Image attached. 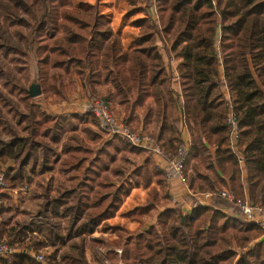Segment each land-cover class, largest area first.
<instances>
[{
	"label": "trees",
	"instance_id": "trees-1",
	"mask_svg": "<svg viewBox=\"0 0 264 264\" xmlns=\"http://www.w3.org/2000/svg\"><path fill=\"white\" fill-rule=\"evenodd\" d=\"M117 1L144 13L134 21L139 31L131 50L124 49L96 3L0 0V57H8L20 73L32 67L44 100L64 99L77 81L91 99L98 98V85L108 82L125 112L151 99L161 128L158 136H149L166 157L181 143L174 117L179 107L191 139L185 168L190 165L195 175L185 172L189 188H227L239 198L246 191L252 203L264 206V0ZM152 6L156 20L147 10ZM160 49L168 60L178 61L180 96L170 87L172 73ZM1 76L4 85L12 83L25 92V102L20 110L0 91L16 114L13 125L0 109V134L7 137H0V172L5 173L0 241L24 251L54 248L46 264H88L84 234L99 225L106 228L130 190L142 187L145 201L125 214L138 228L112 243L122 248L123 264H264L262 230L244 222L225 201L199 206L190 216L179 208L159 211L170 195L164 175L143 157L144 150L105 137L89 110L63 115L41 111L14 73L0 70ZM223 88L238 118L243 178L229 145ZM99 99L108 105L105 97ZM124 123L130 127L127 118ZM9 160L14 166L2 168ZM122 168L128 172L126 181ZM53 170L55 177L38 183L37 208L20 211L7 191L23 186L29 171L42 176ZM18 213L56 222L21 223ZM109 258L117 263L114 253ZM0 264L39 263L19 254L0 259Z\"/></svg>",
	"mask_w": 264,
	"mask_h": 264
},
{
	"label": "crops",
	"instance_id": "crops-1",
	"mask_svg": "<svg viewBox=\"0 0 264 264\" xmlns=\"http://www.w3.org/2000/svg\"><path fill=\"white\" fill-rule=\"evenodd\" d=\"M80 2H89L92 4L96 3L100 11V14L104 15L107 18L115 35L119 37L124 49L131 50L133 48L134 41L138 38V31H139L138 28L134 25V21L144 17V13L142 11H140L139 9H131L124 3L118 2L117 0H74V3L76 4ZM147 10L150 13V15L153 17L154 12H155L153 7H150ZM115 12L119 14L120 16H115L113 14ZM124 13L125 14L127 13L125 17L129 18V20H125V18H120L121 14H124ZM157 43L159 46H161V43H159V41ZM160 52L163 55L164 62L167 63L168 70L172 73L170 87L172 91L174 92V94L176 95V97L180 96L179 80L176 74V67H177L178 61H176L173 58H170L168 60V56L165 53V50L160 49ZM30 68L32 69V67ZM2 86L5 87L4 89L7 88L8 97L12 101H14L16 98L12 94H10V92L12 89L15 88V86H12V84H6V85L2 84ZM97 90H98V94H97L98 98L105 97L107 99L112 116L115 119L124 121V119L127 118L130 124V127L133 128L134 130L143 132L153 137L159 135L160 128H161V121H160L161 119L158 121V123L154 119V113H153L154 104L151 102L152 101L151 99H147L146 101H144L142 105L135 107L133 111L125 112L123 106L117 103L116 98L113 95V92H111L110 90V84L108 82L101 83L100 85H98ZM20 92H21L20 95L24 96L23 91L20 90ZM223 95L226 96L225 89H223ZM67 96H68L67 101H64L65 99L62 100V102L63 101L64 102L63 103L61 102L62 103L61 105L51 104L54 100L52 99L44 100L40 96H39L40 98L39 97L37 98L36 103L38 104V108L45 113H50L52 115H63V114H76V113L85 111L84 107H86L89 101L91 100V98H88V96L82 91V87L78 81L74 85V89H72V91L67 92L66 97ZM31 101H32V98H31ZM23 102H25V98ZM0 109L4 112V114L8 117L10 122L14 125L16 121V114H15L14 107L5 103V101L2 98H0ZM20 109L23 110L24 108H20ZM149 111L151 112V114L148 116L147 112ZM174 115H175L174 116L175 119L177 120L180 141L184 143L190 142L191 140L190 135H189L187 128L184 125L183 118H181V111L179 107H178V110L174 112ZM0 137L3 139H7L4 133L0 134ZM210 150H211V153H213L215 149L211 148ZM143 157H149L151 164L156 165L159 169L163 167L165 164L162 158L158 157L157 155L147 153L146 151L143 154ZM13 166H14V162L12 160H9L6 165L2 166V168H6V167L12 168ZM242 167H243V172H242V169L240 170H241V175L243 178V176H245L244 165ZM190 168H191L190 165L187 166L185 168V172L187 174L192 173L193 175H195L194 171L191 170ZM125 173L126 174L123 177L122 181H126L128 178V172H125ZM49 175H52L55 177L57 175V172L53 170L50 174L46 173L42 176L35 173V175H32V176H37V177H34L33 182L38 185V183L42 180V177H47ZM30 182H27V183H30ZM27 183H24V184L28 186V189H27L28 191L33 183H30L31 185H28ZM114 183L118 184V181H116L115 179ZM186 187H187L186 185H182L177 181H172V182L166 181V190L168 194L170 196L173 195L177 199V202H180L179 204H181L182 202L187 203L191 200L190 197L188 196V191L190 190L189 186L187 188ZM27 191H22L20 188L11 189L7 191V195L11 198V201L13 204L18 205L19 207L20 206L24 207L22 206V203L25 202L24 198H26V194L28 193ZM35 192H39V191H35ZM146 196H147L146 190L143 189L142 187L132 188L130 192L128 193V195L123 198L122 204L120 208L117 210V212L115 213V215L106 221L105 223L107 225L106 228L104 227V225H99L95 227L93 231L84 234V238L86 241L85 257H86L88 264H96L95 260L91 256V249L95 245H108V246L113 247L112 243H114L117 240V236L119 234L127 235L135 231L138 228V222L130 220L128 217L125 216V214L128 213L130 210L140 206L145 201ZM244 196H246V191H245ZM38 201L39 200L37 196V202ZM37 202H36V205L34 206V209L37 208ZM214 203H215L214 201H211L210 204L212 205ZM171 208H179V207L173 204L172 202H169L165 207L160 208L159 211H162L164 209H171ZM27 216H25L23 219H25ZM57 221L60 223V225L64 224V220H62L61 218H58ZM23 222L27 223L26 220H23ZM54 222H56V220H54ZM154 222L155 220L153 219L150 223L144 225L142 229H145L151 226ZM94 232H97L95 233L94 236L97 238L96 241L100 240V243L96 241L95 242L87 241L86 236ZM101 233H102V236H101ZM33 235H38V233H33ZM113 248H117V247H113ZM18 249H21V248H18ZM40 250H42L45 257H47L54 251V248L45 247ZM33 252H35L34 249L29 248L26 251L22 250V253L20 254H25L32 258ZM15 255H19V254H15ZM59 255H60V251L57 253V258H59ZM117 262H118V258H117Z\"/></svg>",
	"mask_w": 264,
	"mask_h": 264
},
{
	"label": "built area",
	"instance_id": "built-area-1",
	"mask_svg": "<svg viewBox=\"0 0 264 264\" xmlns=\"http://www.w3.org/2000/svg\"><path fill=\"white\" fill-rule=\"evenodd\" d=\"M154 11L155 8L152 6ZM153 18L156 20V11ZM177 74V72H176ZM226 106L229 108L225 117V125L228 130L229 145L233 153L236 155L239 163V168L243 172V160L241 153L237 150L238 143V118L231 109L230 96L226 88ZM84 110H89L97 120V129L104 133L105 137L111 138L113 136L130 143L132 146L144 150L147 153L157 155L164 160V166L160 168L167 182L177 181L182 185H188L185 181V162L189 154L190 142H181L171 157H166L154 139L143 132L134 130L127 126L123 120L115 119L112 116L110 107L99 98H93L89 101ZM184 122V121H183ZM5 173L4 170L0 172V196L4 193L5 189ZM168 186V184H167ZM186 187V188H187ZM22 191H27L28 186L24 184L20 187ZM190 189V188H189ZM190 197L189 202H177V199L171 195L170 202L179 207L182 215L190 216L193 210L199 206H210L211 201L223 200L229 206L230 210L237 211L241 215L244 222L258 226L264 233V206L252 203L246 196L243 198L236 197L227 188L215 189L212 192H193L191 189L188 191ZM1 203V202H0ZM27 223L32 224H55L54 220L50 218H42L37 215H29L26 217ZM94 232L87 235V241H96ZM100 233V232H98ZM100 235V234H99ZM102 236V233H101ZM99 238V237H98ZM22 253L21 249L16 248V244L10 245L4 241H0V259L9 258L15 254ZM114 253L118 262L116 264H123L121 260L122 248H113L108 245H95L91 249V256L96 264H114L109 258V254ZM32 258L39 264H46L45 255L42 250L33 252Z\"/></svg>",
	"mask_w": 264,
	"mask_h": 264
},
{
	"label": "rangeland",
	"instance_id": "rangeland-1",
	"mask_svg": "<svg viewBox=\"0 0 264 264\" xmlns=\"http://www.w3.org/2000/svg\"><path fill=\"white\" fill-rule=\"evenodd\" d=\"M113 14L115 16H120L116 12L113 13ZM126 14L125 13L124 14H121V17L120 18H125V20H129V18L125 17ZM128 17H130V16H128ZM1 21H2V19L0 18V22ZM159 43H161V46H162V42L160 41ZM0 62H3V64H4L0 68V70H2V71H9L11 73H14L15 74V77H16V80H19L20 81V84H22L25 88L29 89L32 84H36L35 80H33L34 75H33L32 69H30V70L28 69L29 71H27L26 73L24 72L25 73L24 74V73L18 72L17 67L14 65V62L11 61L8 57L4 58V60H3L2 57H0ZM19 65H23V64L19 63ZM4 80H5V77L4 76H1V79H0V83H1L0 84V91L8 96V90H7V88L4 89L5 87L2 86ZM9 84H12V83H9ZM12 86H13V84H12ZM69 91H72V90H69ZM20 93L21 92H20V89L18 87H15L10 92V94H12L13 96H15L16 99L14 100L15 102L14 101L13 102L15 103V105L17 107H19V109L20 108H24V102H23V100L25 98V92L23 91L24 96L20 95ZM39 96L42 97V99H43V96L40 94V95L32 98V102H35L36 103L37 102V98ZM67 98H68V96L64 98L65 100L64 99L56 100V101H53L51 104L61 105L64 101H67ZM88 98H90V97H88ZM62 100H64V101L62 102ZM88 101H89V99H88ZM36 105L38 106L37 103H36ZM20 110H22V109H20ZM125 167L126 168L129 167V164H126ZM125 172L126 171L122 168L123 177L126 174ZM29 173L30 174L28 175V178L25 180L26 182L24 181L23 183H27V182H30L31 181L30 183H33L34 185L32 184V186L30 187V189L27 191L28 193L26 194V198H24L25 202L22 203V206H24V207H21L20 206L19 207V210L21 211V210H24L25 209V210H27L29 212H33L35 210L34 209V206L36 205V202H37V193H38V192H35V191H39L40 188L38 187V185L36 183L33 182L34 177H37V176H32V175H35V173L31 174L30 171H29ZM47 177H42V180L40 182L43 183ZM30 183H27V184L28 185H31ZM35 184H36V186H35ZM36 187H38V188H36ZM18 188H20V187H18ZM23 217H25V216H23ZM23 217H21V213H18L17 216H16V221L19 220L22 223L23 220H26V218L23 219Z\"/></svg>",
	"mask_w": 264,
	"mask_h": 264
},
{
	"label": "water",
	"instance_id": "water-1",
	"mask_svg": "<svg viewBox=\"0 0 264 264\" xmlns=\"http://www.w3.org/2000/svg\"><path fill=\"white\" fill-rule=\"evenodd\" d=\"M40 86L37 84H32L28 90V94L30 96V98H34L38 95H40Z\"/></svg>",
	"mask_w": 264,
	"mask_h": 264
}]
</instances>
